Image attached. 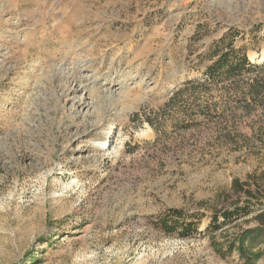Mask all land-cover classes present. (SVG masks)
<instances>
[{
  "label": "rangeland",
  "instance_id": "obj_1",
  "mask_svg": "<svg viewBox=\"0 0 264 264\" xmlns=\"http://www.w3.org/2000/svg\"><path fill=\"white\" fill-rule=\"evenodd\" d=\"M230 35L264 62V0H0V264H242L208 218L264 181V110L176 93Z\"/></svg>",
  "mask_w": 264,
  "mask_h": 264
},
{
  "label": "trees",
  "instance_id": "obj_2",
  "mask_svg": "<svg viewBox=\"0 0 264 264\" xmlns=\"http://www.w3.org/2000/svg\"><path fill=\"white\" fill-rule=\"evenodd\" d=\"M225 50L220 45L213 46L209 57L213 61L206 66L203 77L185 83L176 93L182 94L191 89L193 92L212 91L220 86L232 98V102L252 114L255 110H264V62H252L247 54L235 47V36L222 39ZM239 103V104H236ZM215 112L218 119L227 120L224 111L218 114V108L207 104L204 113ZM235 117L237 111L230 109ZM231 189L236 196L225 205L214 208L208 224L213 235L220 231L222 238L212 236L215 250L222 257L237 253L242 264H264V181L255 174L245 180L235 178ZM233 195V196H234ZM203 214L187 216L181 209L172 208L159 226L168 232H179L181 236H189L199 231Z\"/></svg>",
  "mask_w": 264,
  "mask_h": 264
}]
</instances>
